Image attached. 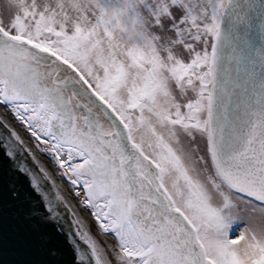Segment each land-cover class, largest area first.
Returning a JSON list of instances; mask_svg holds the SVG:
<instances>
[{
    "label": "snow or ice",
    "instance_id": "1",
    "mask_svg": "<svg viewBox=\"0 0 264 264\" xmlns=\"http://www.w3.org/2000/svg\"><path fill=\"white\" fill-rule=\"evenodd\" d=\"M0 104L112 237L0 114L18 264H60L66 213L77 264H264V0H5Z\"/></svg>",
    "mask_w": 264,
    "mask_h": 264
},
{
    "label": "water",
    "instance_id": "2",
    "mask_svg": "<svg viewBox=\"0 0 264 264\" xmlns=\"http://www.w3.org/2000/svg\"><path fill=\"white\" fill-rule=\"evenodd\" d=\"M0 114H6L7 116V113H5L4 106L1 104H0ZM7 119L9 121L8 116ZM11 125L19 132L22 138L27 142L28 146L35 153L36 158L41 162V164L43 166H46L47 169L51 172L56 183L59 186H61L64 193L67 195L68 200L75 207L77 214L90 226L92 234L96 236V238L101 243H111L112 237L110 236L105 237L99 234L98 230L96 229L95 221L86 215V210L83 207H76L68 181L56 177V174L54 172L49 157L38 155V153L29 144L26 132L20 133V124H11ZM0 135H6L2 126H0ZM24 160L34 170L36 169V165L32 163L31 158L28 155L24 156ZM10 164L11 162L4 155L3 148L0 147V182H3L6 179V173L10 167ZM17 178H18V182L22 185L23 189L26 192H28L35 201L39 202L41 198L36 192L32 190L30 186L29 177L25 174L17 173ZM41 207L43 206L41 205ZM71 221H72L71 215L66 213L63 216V219L60 224L52 222L45 225V231L51 237L52 242L57 247H59L62 252V256L60 257V264H77L75 251L71 241L72 239H77V242H79V240L75 235V226L72 224ZM23 259H39V256L22 255L16 248H14V246L6 238L3 247H0V261H2L3 264H18V262Z\"/></svg>",
    "mask_w": 264,
    "mask_h": 264
},
{
    "label": "bare ground",
    "instance_id": "3",
    "mask_svg": "<svg viewBox=\"0 0 264 264\" xmlns=\"http://www.w3.org/2000/svg\"><path fill=\"white\" fill-rule=\"evenodd\" d=\"M4 108H5V106H4ZM7 116H8V118H9V121H10L11 124H20L18 121H16V120L14 119V116L11 114V112H7ZM23 132H26V135H27V138H28L29 144H30L31 147H32V148L38 153L39 156H48V155H46V154H43L41 151H39V150L37 149V144L35 143L34 139L29 135V133H28L26 130H24V127L20 124V133H23ZM48 157H49V156H48ZM49 159H50V157H49ZM50 162H51V164H52V167H53V169H54V172H55V174H56V177H57V178H60V179H63V180H65V181H67L65 178H62V177L59 175V173H58V171H57V169H56V167H55V165L53 164V161H52L51 159H50ZM69 186H70V189H71V192H72L71 185L69 184ZM72 195H73V198H74V201H75L76 207H82V206L79 204V202H78V200H77V198L75 197V195H74L73 192H72ZM86 215H87L89 218H91L92 220H94V218L91 216V213H90V212L86 211ZM94 221H95V220H94ZM95 223H96V222H95ZM96 229L98 230L97 225H96Z\"/></svg>",
    "mask_w": 264,
    "mask_h": 264
},
{
    "label": "rangeland",
    "instance_id": "4",
    "mask_svg": "<svg viewBox=\"0 0 264 264\" xmlns=\"http://www.w3.org/2000/svg\"><path fill=\"white\" fill-rule=\"evenodd\" d=\"M5 2V0H0V4H3ZM4 106V105H3ZM14 119L16 120V121H18L15 117H14ZM19 122V121H18ZM23 127H24V130H26L27 132H28V130L26 129V127L21 123V122H19ZM29 133V132H28ZM29 135L31 136V134L29 133ZM32 137V136H31ZM33 139H34V141H35V143L37 144V142H36V140H35V138L34 137H32ZM69 183V182H68ZM92 216V215H91Z\"/></svg>",
    "mask_w": 264,
    "mask_h": 264
}]
</instances>
